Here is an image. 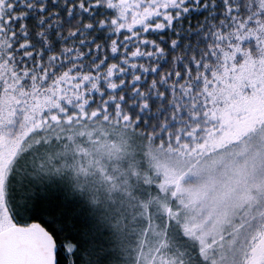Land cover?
<instances>
[{
    "label": "rangeland",
    "instance_id": "obj_1",
    "mask_svg": "<svg viewBox=\"0 0 264 264\" xmlns=\"http://www.w3.org/2000/svg\"><path fill=\"white\" fill-rule=\"evenodd\" d=\"M243 67L226 65L224 103L217 99L211 118L168 147L116 129V143L110 147V140L107 147L111 130L98 121L101 112L68 116L43 135L49 120L26 121L23 133L10 138L16 113L8 82L0 90V233L16 223L7 211V198L18 210L15 201L20 198L30 205L40 196L50 200L62 193V200L78 204L76 213L88 212L87 218L118 235L114 254L121 259L116 264H264V97L253 94L256 88L246 99L236 94L244 83ZM74 82L66 75L58 93ZM101 149L116 150L117 167L94 173L92 157ZM52 206L49 202L45 209ZM53 212L64 214L59 207ZM84 253L79 264L102 262Z\"/></svg>",
    "mask_w": 264,
    "mask_h": 264
},
{
    "label": "trees",
    "instance_id": "obj_2",
    "mask_svg": "<svg viewBox=\"0 0 264 264\" xmlns=\"http://www.w3.org/2000/svg\"><path fill=\"white\" fill-rule=\"evenodd\" d=\"M103 7L105 12H111L112 14L105 16L102 13L101 16L96 18V21H116L115 24L110 25V30L130 32L131 34L124 37V39L132 41L134 37L143 35V32H137L135 29L152 27L149 22L158 15H164L167 9L173 7V0H103ZM230 11H236L239 14L233 15L229 19ZM49 15H52V13H49ZM221 15L223 18H213L210 14L205 17H194L187 22L194 25L191 29L192 32H201V28H206V31L192 39V48L188 51L187 56L184 53L188 48L189 41L185 40L184 48L178 50L171 57V62L160 74L161 79L167 73L175 71L177 63L182 60L186 61L184 63V78L180 83H176L173 79L167 85L168 88L172 89L171 94L167 96V103L161 105L157 102L152 108L150 116L145 114L143 120H141L139 109L130 113L128 108L122 107L120 103H117L114 109L107 108L108 101L119 99L115 96L106 97L104 102L92 96L93 92L103 91L101 79H104L105 86L110 90H114V87L119 86H114L112 79L107 76L108 71L112 70L115 63L118 62H110L103 74L97 73L95 76L87 71H74L77 68L83 69V65L78 63L60 67L61 63H67V61H61L58 52L70 51L71 48L69 47L49 53L45 61H41L39 55H37L34 66L21 64V56L16 55V52L26 47L29 42L24 41L19 48H15L13 33L7 32L6 28H0V66L3 67L0 69V90L3 92L5 85L9 82L10 86L7 84L9 86L7 93L11 99L10 106L16 113L12 125L8 128L9 137L12 138L22 134L24 126L27 127L30 120L31 123L49 120L48 123L44 124L46 127L42 128L43 135L46 129L51 130L52 127H58L65 123L68 116L73 118L83 115L84 112H101L103 120L105 118L107 120L102 121V118L98 117V121L111 130L107 137V147L110 145V140L114 141L110 147H114V143H116L115 138L117 135L115 137V131H112V129L123 130V132H136L143 135L144 141L148 144L150 142L154 145L168 147L176 139L182 141L185 137L184 133L190 127L200 125L206 122L208 117L211 118L217 99L224 103L228 87L223 85L224 76L222 72L226 65L229 68H232V65H234V68L244 66V83L236 93L240 98H248L254 88H256L253 93L255 96L264 97V0H240L235 8L225 0ZM169 19H171L170 15ZM205 20H207V24L204 23ZM6 23L7 21H5ZM77 24H79V21H75L71 26H66V34H71L72 29ZM84 24L87 27L88 21H85ZM196 25H199V27H195ZM161 39L172 40L171 33L168 37H161ZM148 42L152 43L151 40ZM112 46L115 47V44H112ZM136 52L137 49L134 48L133 53L130 55ZM140 54L144 53L141 51ZM80 55L78 53L70 59L78 60ZM31 56L32 53L30 52L23 53V57L29 60ZM253 58H255V62ZM189 62L196 66L195 70L189 69ZM92 67L96 68L98 65H92ZM144 67H149V65H144ZM246 68L250 69L248 73ZM5 70L7 71L5 72L6 75H4ZM180 74L177 73V75ZM66 75L74 78L75 82L72 88L65 87L64 93L60 94L58 91L61 90V85L64 87V77ZM152 86L153 83L150 82L149 87ZM156 94L154 92L153 96ZM236 94H232V96ZM159 95L162 98L166 97L163 92H160ZM122 96L123 94H121V98ZM58 97H61L59 106L54 108L55 102H58ZM93 100H95L94 104H92ZM132 103L134 102H130L128 107H131ZM146 104L147 101L143 102L141 108H144ZM55 117L60 121H53ZM73 123L72 120L70 124ZM97 126L99 125H93L94 128ZM100 128H102V125ZM31 137H29L27 143ZM91 142L92 139L88 142L87 147L91 145ZM62 144H64V132ZM139 146L141 147V145ZM115 151L113 149H101L98 156L94 155L92 157L94 164L91 166H94V173H101V167H108L109 172L112 171V165L117 167L118 158L113 154ZM91 161L87 160L88 163ZM46 195H51V193ZM52 195L60 196L62 193ZM52 197L50 200H38L37 198L30 201V205L28 200L20 198L15 201L18 210H15L13 206L11 207V202L7 198V211L11 219L18 225L35 224L36 222L32 224L24 223V221H32L34 213H39L41 218L62 219V224L57 225V227H65L67 231L58 238L55 237L58 246L62 243L67 245V237L74 236L76 237L75 244L82 246L80 254L85 252L87 258L102 259V262H99L100 264H116L121 259V256H118L119 254H114V248L119 239L110 227H101L95 218H93L94 220L87 218L88 212L84 210L80 211L81 213H76V210H78L77 203L68 202L65 198L64 200L55 201L52 200ZM48 201H51L53 205H60L59 208L64 211V214H61V212L45 213L47 211L45 206L49 203ZM62 203L64 207H62ZM37 204L40 207H37ZM73 246L68 245L69 249ZM91 247L92 250L89 249ZM97 249L100 251H96ZM58 259L59 264H71L70 260L66 262L62 258ZM77 264L79 263L77 262Z\"/></svg>",
    "mask_w": 264,
    "mask_h": 264
},
{
    "label": "snow or ice",
    "instance_id": "obj_3",
    "mask_svg": "<svg viewBox=\"0 0 264 264\" xmlns=\"http://www.w3.org/2000/svg\"><path fill=\"white\" fill-rule=\"evenodd\" d=\"M227 3L235 8L240 0H227ZM224 5L225 0H173V7L167 9L164 15H158L149 22L152 27L135 29L137 32H143V35L128 41L124 37L129 36L130 32L110 30V25L115 24L116 21H96L102 13L105 16L112 14L104 11L103 0H0V28H6L7 32L13 33L15 48H19L24 41L29 42L26 47L16 52V55L21 56V64L34 66L37 55L41 61H45L49 53L69 47L70 51L58 52L60 60L67 61V63H61L60 67L78 63L83 65V69L77 68L74 71H87L95 76L97 73L103 74L110 62H118L112 70L108 71L107 76L112 79L114 86H119L110 90L105 86L104 79H101L103 91L93 92L92 96L101 102H104L108 96H115L119 99L108 101L107 108L114 109L116 104L120 103L122 107L128 108L130 113L139 109L141 120H143L145 114L150 116L157 102L161 105L167 103V96L172 92L167 85L173 79L176 83H180L184 78L186 61L182 60L177 63L175 71L167 73L161 79L160 74L171 62V57L184 48L185 40L189 41L184 53L187 56L192 48V39L206 31V28H201V32H192L194 25L187 22L194 17H205L210 14L213 18H223L221 9ZM236 14L239 13L230 11L229 19ZM5 21H7L6 24ZM75 21H79V24L72 29L71 34H66V26H71ZM85 21H88L87 27H85ZM204 23L207 24V20ZM169 33H171L172 40L161 39V37H168ZM149 40L152 43H149ZM112 44H115V47ZM134 48L137 52L130 55ZM141 51L144 54H140ZM24 52L32 53L30 60L23 57ZM78 53L81 54L78 60L70 59ZM92 65H98V67L93 68ZM144 65H149V67H144ZM189 69L195 70L196 66L189 62ZM177 73L181 74L177 75ZM150 82L153 83L151 88L149 87ZM154 92L157 93L155 96H153ZM160 92L165 93L166 97L162 98L159 95ZM121 94H123L122 98ZM145 101L147 104L141 108V104ZM130 102L134 103L128 107ZM94 103L95 100L92 101V104ZM45 199L48 197H38V200ZM60 199L59 195L52 197L55 201ZM55 207L59 205H54L53 208ZM53 208H49L50 214ZM32 221L42 225L45 230L57 238L67 231L65 227H57L62 224V219L41 218L39 213H34ZM75 241L76 237H67L68 244L59 245L58 258L66 262L71 260V264H77L78 260H83L84 256L80 254L82 246L76 245ZM68 245L74 246L69 249ZM215 256L216 252L213 249V258ZM197 259L199 260V256ZM57 264H59V259ZM200 264H212V260H201Z\"/></svg>",
    "mask_w": 264,
    "mask_h": 264
},
{
    "label": "water",
    "instance_id": "obj_4",
    "mask_svg": "<svg viewBox=\"0 0 264 264\" xmlns=\"http://www.w3.org/2000/svg\"><path fill=\"white\" fill-rule=\"evenodd\" d=\"M58 243L42 225H13L0 233V264H57Z\"/></svg>",
    "mask_w": 264,
    "mask_h": 264
}]
</instances>
